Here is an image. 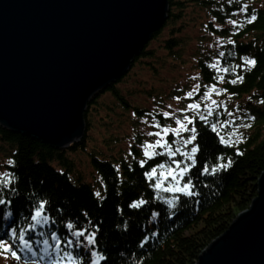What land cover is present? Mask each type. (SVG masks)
<instances>
[{
	"label": "trees",
	"instance_id": "16d2710c",
	"mask_svg": "<svg viewBox=\"0 0 264 264\" xmlns=\"http://www.w3.org/2000/svg\"><path fill=\"white\" fill-rule=\"evenodd\" d=\"M241 4H247L250 11L233 16L232 12ZM188 9H191V15L189 20L185 21L183 18ZM252 9L255 10L257 19L248 23L246 17L252 15ZM213 16L217 17L214 23L220 25L218 29L213 28ZM228 17L237 20L238 27L230 25ZM188 28L201 29L204 33L193 41L186 32ZM229 40L235 41V45L230 44ZM217 51H238L240 55L254 56L257 60L256 66L250 71L237 69L244 77L242 83L221 84L219 86L226 87L228 93L212 97L226 106L227 111H235L238 106L237 117H255L254 120L237 119L236 129L226 130L232 133V139L235 141L240 140L237 133L243 134V141L235 145L243 155L237 156L234 148L224 150L225 157H231L234 161L232 167L214 177H207L209 186L200 189L202 195L188 200L187 205L171 220L162 214L154 229L156 235L140 248L136 239L140 229L136 225L147 223L144 219L147 209L138 214H133L132 209H125L122 217L116 212L117 204L123 207L128 202L129 193L145 192L147 196L151 192V189H146L141 179L142 170L131 157H127L129 145H133L132 151L137 159L142 158L139 144L147 139L141 121L151 115V110L146 104H132L127 100V96H133L139 86L148 90V94L156 95L153 83L149 86L141 85V79L135 75L138 70L155 75L160 71L185 73L188 77L183 84L181 80L171 81L172 87L167 92L170 100L160 98L162 103L172 107L175 97L180 96L179 105L182 109L190 102L183 98L184 93L191 90L195 83H210V72L204 62L210 60ZM223 59L226 61L225 66L239 62L228 57ZM197 76L201 79L194 80L193 77ZM106 94L111 97L108 101L104 99ZM195 99L196 97H193V100ZM262 99L264 0H235L232 5L227 4L226 0H169L166 23L154 33L129 72L93 97L88 104L84 114L86 128L81 140L68 148H56L0 125V173L10 170L6 162L13 159L16 162L19 189L25 195L38 193L37 198L49 200L53 209L63 207L65 219L86 210L91 214L93 221H102L99 243L101 247L109 249L111 264H195L200 254L227 231L237 215L247 210L258 195V181L264 173V103H260ZM201 103L214 107L210 101ZM152 104L153 115L158 120L174 126L170 119L165 120L157 115L172 110L161 105L157 98H154ZM114 107H122L124 112H129L126 113V119L131 123L132 132L127 136V150L121 147L123 139L111 131L113 122L109 127V120H112L109 111H116ZM102 110H105V115L101 114ZM220 113V119L231 121L232 118L227 116L223 108ZM94 117L98 118L97 125ZM245 124L250 127L245 128ZM103 128L107 129L108 133H102ZM217 130L220 131L219 127ZM91 132L100 138V143ZM224 134L221 132V135ZM215 135L206 133L201 137V144L206 145L203 149L204 155L213 150H223V146L216 142ZM167 139L171 142L174 137L169 135ZM81 154L86 155L83 162L79 158ZM160 159L164 158L157 157V160ZM125 163L133 165L134 173L125 169ZM117 164L121 165L122 175L119 179L114 172V166ZM102 184L107 186L106 191ZM95 191H101L106 198L98 200L93 195ZM20 206L23 209V199ZM53 215L59 217L61 214L53 212ZM8 219L10 218L0 217V231L7 229ZM123 221L129 222L128 235H121ZM118 224L121 225L120 228H117ZM39 231L37 229V232ZM33 239L37 242L36 250L39 253L43 248L41 238L34 236ZM0 257H3L7 264H17L8 254L0 252ZM0 261L2 262V258ZM23 262L24 259L19 261V264Z\"/></svg>",
	"mask_w": 264,
	"mask_h": 264
},
{
	"label": "water",
	"instance_id": "95a60500",
	"mask_svg": "<svg viewBox=\"0 0 264 264\" xmlns=\"http://www.w3.org/2000/svg\"><path fill=\"white\" fill-rule=\"evenodd\" d=\"M169 0H0V125L56 148L84 136L93 97L124 76ZM195 264H264L258 195Z\"/></svg>",
	"mask_w": 264,
	"mask_h": 264
},
{
	"label": "snow or ice",
	"instance_id": "6c2138e0",
	"mask_svg": "<svg viewBox=\"0 0 264 264\" xmlns=\"http://www.w3.org/2000/svg\"><path fill=\"white\" fill-rule=\"evenodd\" d=\"M226 3L232 5L235 0H226ZM249 11L247 4H241L235 8L232 15ZM251 12L252 15L246 17L248 23H253L257 19L255 10L252 9ZM216 19V16L212 17L213 28L218 29L220 25L214 23ZM228 23L238 27V21L231 17H228ZM229 43L235 45L233 40H229ZM225 57L239 62L225 66L226 61L223 59ZM256 63L254 56L240 55L238 51L215 52L210 60L204 62L210 72V83H195L191 90L184 93L183 98L190 102L184 108L178 109L177 113L164 111L157 114L165 120L170 119L174 126L149 115L148 119L152 121L150 127L154 131H148L147 136L154 139L139 144L142 158L137 159L132 151L133 145H129L127 157H131L142 170L141 179L146 189H151V192L147 196L145 192L129 193L128 202L123 207L117 204L116 212L122 217L125 209H132L133 214L147 209L144 217L147 223L136 225L140 229L136 238L140 248L156 235L154 229L160 222L162 214L171 220L187 205L188 200H194L202 195L200 189L209 186L207 177H214L232 167L234 161L231 157H225L224 150L234 148L237 156L243 155L239 148L235 147L236 143L243 141V134L237 133L240 140L235 141L232 139V133L226 130L236 129L237 119L254 120L255 117H237L238 106L235 111H227L226 106L212 97L228 93L226 87L219 86L221 84L242 83L244 77L237 72V69L250 71ZM227 76L234 78L227 79ZM193 79L198 80L201 77L197 76ZM193 97L196 99L193 100ZM175 99L179 101L181 97L176 96ZM201 101H210L214 107H210L207 103L202 104ZM260 103H264V99ZM221 108L228 117L232 118L231 121L220 119ZM133 115L135 116V113ZM145 122L147 123V120ZM218 127L220 131L217 130ZM244 127L250 125L245 124ZM221 132L225 134L221 135ZM206 133H215V140L223 146V150H213L204 155L203 149L206 145L201 144L200 139ZM169 135L174 137L171 142L167 139ZM157 157L164 159L157 160ZM6 163L10 170L0 173V217L10 219L7 220V229L0 231V252L10 255L17 264L22 259L25 260V264H41V262L43 264H101V262L111 264L109 249L101 247L99 243L102 221H93L91 214L86 210L65 219L63 207L53 209L49 200L37 198L38 193L25 195L19 189L15 160L8 159ZM124 167L128 172L135 171L132 164L125 163ZM114 172L119 179L122 175L120 164L114 166ZM101 186L106 191L107 186L104 184ZM93 195L98 200L106 198L101 191H95ZM22 199L23 209L20 206ZM53 212L61 215L55 217ZM120 227L121 225L118 224L117 228ZM122 227L121 235H128L129 222L123 221ZM37 229L40 231L37 232ZM34 236L41 238L40 243L43 248L39 253L36 250L37 242L34 241ZM29 258L33 259L29 261Z\"/></svg>",
	"mask_w": 264,
	"mask_h": 264
},
{
	"label": "rangeland",
	"instance_id": "374dc122",
	"mask_svg": "<svg viewBox=\"0 0 264 264\" xmlns=\"http://www.w3.org/2000/svg\"><path fill=\"white\" fill-rule=\"evenodd\" d=\"M191 15V9H188L187 12H186V15H184V20H189V16ZM187 34L192 37V40H197L198 37H202V34L204 33V31H202L201 29H191V28H188V30L186 31ZM188 70H190V67L188 68ZM135 76H138L141 80L139 81L141 83V85H147L149 86L150 84H154V88L156 89L155 90V96H152L150 94H148V90H144V88L142 86H139L140 88L137 90V92H135V94L133 96H127L130 103L132 104H146L147 108H149L151 111V115H153V102H154V98H157V101L161 104V99H167V100H170V95H167V92L169 91V89L172 87L171 85V81L173 79H177V80H181L182 84L184 83V80L187 79V75L185 73L183 74H180V73H173V72H166V71H160L158 72V75H155V74H152V73H149L147 71H141V70H138V73L135 75ZM181 78V79H179ZM111 97L106 94L104 99L106 101H108ZM161 98V99H160ZM100 100H102V97L99 98ZM172 101V99H171ZM179 102L178 100H175L173 101L174 103V106L170 107V106H167L166 104L162 103L161 105H163L165 108L167 109H171L173 113H177V110L178 109H181V106L179 105ZM114 109L116 111H109L111 117H112V120H109L110 121V124H109V127L110 125L112 124L113 128L111 129V131L115 134V135H118L119 137H121L123 139V141L121 142V147L122 149L124 150H127V147L129 145L128 143V140H127V136H129V134L132 132V127H131V123L130 121H128L126 119V113H129V112H124L122 110V107H117ZM101 114L102 115H105V110H102L101 111ZM165 119V118H163ZM97 120L98 118L97 117H94V122L95 124L97 125ZM147 120V123L145 122ZM142 123V126H143V132H144V136L146 137L147 140H152L154 138L152 137H148L147 136V132L148 131H154V129H152L150 127V124L152 123V121L150 119H148V117H145L142 119L141 121ZM141 129V131H142ZM111 132V133H112ZM102 133H108V130L103 128V131ZM91 134L97 138L98 140V143L101 142L100 138L93 132H91ZM79 158L81 160V162L85 161L86 159V155H79ZM1 262V261H0ZM4 264V263H3Z\"/></svg>",
	"mask_w": 264,
	"mask_h": 264
},
{
	"label": "bare ground",
	"instance_id": "6f19581e",
	"mask_svg": "<svg viewBox=\"0 0 264 264\" xmlns=\"http://www.w3.org/2000/svg\"><path fill=\"white\" fill-rule=\"evenodd\" d=\"M115 83H116V82H115ZM115 83H113V84H115ZM111 86H112V85H111ZM111 86H110V87H111Z\"/></svg>",
	"mask_w": 264,
	"mask_h": 264
}]
</instances>
